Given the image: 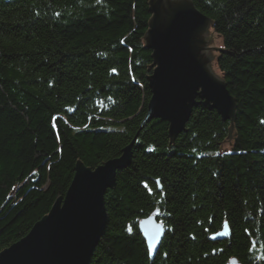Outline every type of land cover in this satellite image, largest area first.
<instances>
[{
	"label": "trees",
	"instance_id": "1",
	"mask_svg": "<svg viewBox=\"0 0 264 264\" xmlns=\"http://www.w3.org/2000/svg\"><path fill=\"white\" fill-rule=\"evenodd\" d=\"M149 2L0 0V252L65 196L78 164L135 140L90 264H264V0H192L222 39L235 110L225 120L201 103L174 139L167 121L144 124ZM149 216L164 229L153 257Z\"/></svg>",
	"mask_w": 264,
	"mask_h": 264
},
{
	"label": "water",
	"instance_id": "2",
	"mask_svg": "<svg viewBox=\"0 0 264 264\" xmlns=\"http://www.w3.org/2000/svg\"><path fill=\"white\" fill-rule=\"evenodd\" d=\"M149 3L152 17L145 42L152 50L154 69L144 124L156 118L167 121L174 139L201 103L225 120L233 118L235 100L222 77L212 71L211 48L203 37L208 36L211 20L192 0ZM134 141L120 157L94 169L78 164L65 196L26 236L0 252V264H90L108 224L105 193L115 185L117 172L130 165ZM139 226L153 257L163 237V224L149 216ZM226 235L225 227L219 236ZM230 264L239 263L232 260Z\"/></svg>",
	"mask_w": 264,
	"mask_h": 264
},
{
	"label": "rangeland",
	"instance_id": "3",
	"mask_svg": "<svg viewBox=\"0 0 264 264\" xmlns=\"http://www.w3.org/2000/svg\"><path fill=\"white\" fill-rule=\"evenodd\" d=\"M208 36H203L207 42V46L211 48V51H209V54L213 56L212 60L210 61V67L214 74H216L218 77L221 78V73L217 66V56L220 53L219 50L222 49V39L220 36H218L212 29V27H209L207 30Z\"/></svg>",
	"mask_w": 264,
	"mask_h": 264
},
{
	"label": "snow or ice",
	"instance_id": "4",
	"mask_svg": "<svg viewBox=\"0 0 264 264\" xmlns=\"http://www.w3.org/2000/svg\"><path fill=\"white\" fill-rule=\"evenodd\" d=\"M113 71H115V70H113ZM129 231H131V229H129Z\"/></svg>",
	"mask_w": 264,
	"mask_h": 264
}]
</instances>
